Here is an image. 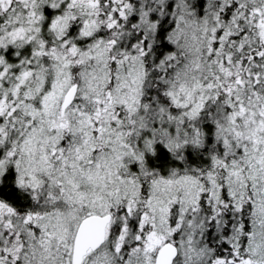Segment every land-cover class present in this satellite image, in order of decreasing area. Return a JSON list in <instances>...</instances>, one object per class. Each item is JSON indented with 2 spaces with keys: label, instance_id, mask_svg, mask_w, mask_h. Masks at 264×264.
<instances>
[{
  "label": "snow or ice",
  "instance_id": "obj_1",
  "mask_svg": "<svg viewBox=\"0 0 264 264\" xmlns=\"http://www.w3.org/2000/svg\"><path fill=\"white\" fill-rule=\"evenodd\" d=\"M0 264H264V0H0Z\"/></svg>",
  "mask_w": 264,
  "mask_h": 264
}]
</instances>
